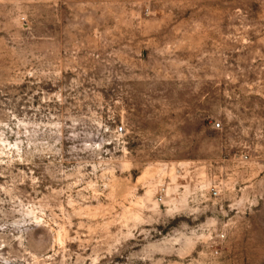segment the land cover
Wrapping results in <instances>:
<instances>
[{"label": "rangeland", "instance_id": "1", "mask_svg": "<svg viewBox=\"0 0 264 264\" xmlns=\"http://www.w3.org/2000/svg\"><path fill=\"white\" fill-rule=\"evenodd\" d=\"M0 264H264V0H0Z\"/></svg>", "mask_w": 264, "mask_h": 264}, {"label": "built area", "instance_id": "2", "mask_svg": "<svg viewBox=\"0 0 264 264\" xmlns=\"http://www.w3.org/2000/svg\"><path fill=\"white\" fill-rule=\"evenodd\" d=\"M219 125H220V122H218V121L215 122V126H219ZM115 129L117 131H121L123 129V126L119 125V126L115 127ZM211 194L212 195H217L218 194V188L217 187H212ZM218 235H219V237H224V232L220 231Z\"/></svg>", "mask_w": 264, "mask_h": 264}]
</instances>
